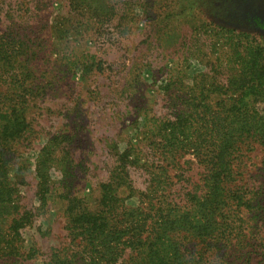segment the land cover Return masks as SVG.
<instances>
[{"label": "rangeland", "instance_id": "rangeland-1", "mask_svg": "<svg viewBox=\"0 0 264 264\" xmlns=\"http://www.w3.org/2000/svg\"><path fill=\"white\" fill-rule=\"evenodd\" d=\"M247 35L257 42L264 37V0H0V42L14 37L23 45L14 50L18 58L7 69L13 75L2 84L15 85V94L27 100L26 133L11 145L23 150L10 171L14 178L20 168L26 179L22 206L39 205L35 158L52 139L59 142L54 150H71L84 167L74 189L90 195V206L96 204V184L106 178L110 150L142 155L129 168L135 192L125 201L138 205L147 184L145 152L162 150L152 142L159 138L151 120L174 118L184 86L205 91L203 78L223 84L227 56L242 48L231 46L232 40ZM92 60L95 66L85 71ZM209 96L214 103L215 91ZM247 150L246 172L264 190V145ZM178 164L181 181L176 166L168 172L170 188L181 193L183 180L197 179L200 168L188 153ZM63 204L53 194L46 211L23 230L25 246L36 251L32 264H44L52 250L68 246ZM256 223L252 230L264 244V215L251 221Z\"/></svg>", "mask_w": 264, "mask_h": 264}, {"label": "trees", "instance_id": "trees-1", "mask_svg": "<svg viewBox=\"0 0 264 264\" xmlns=\"http://www.w3.org/2000/svg\"><path fill=\"white\" fill-rule=\"evenodd\" d=\"M252 39L233 38L231 46L242 48L227 56L223 84L203 78L205 91L184 86L188 92L174 118L151 120L159 138L152 142L162 150L145 152L147 184L138 192V205L125 201L135 192L129 168L142 155L110 150L106 178L96 184V204L90 206V195L74 189L84 167L71 150H54L59 142L52 139L35 158L39 205L29 209L21 204L26 184L21 169L10 175L23 151L11 145L26 133L27 100L15 94V85H2L13 75L7 69L18 58L14 50L23 45L14 37L0 42V71L5 70L0 72V264H32L36 251L25 246L23 230L46 211L53 194L64 202L70 241L52 250L44 264H264V244L252 230L257 223L251 224L264 215L263 183L252 180L243 160L250 146L264 145V37ZM94 66V60L86 62L84 70ZM185 153L200 172L191 182L183 180L180 193L170 188L168 171L176 166L181 181L178 161ZM51 171L59 176L53 178Z\"/></svg>", "mask_w": 264, "mask_h": 264}]
</instances>
